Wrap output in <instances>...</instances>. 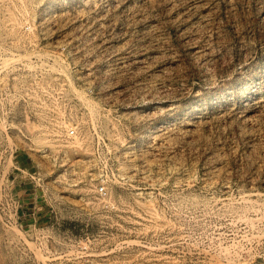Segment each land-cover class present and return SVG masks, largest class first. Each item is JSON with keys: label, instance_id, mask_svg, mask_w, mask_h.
Masks as SVG:
<instances>
[{"label": "rangeland", "instance_id": "374dc122", "mask_svg": "<svg viewBox=\"0 0 264 264\" xmlns=\"http://www.w3.org/2000/svg\"><path fill=\"white\" fill-rule=\"evenodd\" d=\"M26 25L77 136L0 183V264H264V0H0Z\"/></svg>", "mask_w": 264, "mask_h": 264}, {"label": "built area", "instance_id": "2783aa9c", "mask_svg": "<svg viewBox=\"0 0 264 264\" xmlns=\"http://www.w3.org/2000/svg\"><path fill=\"white\" fill-rule=\"evenodd\" d=\"M23 30L28 34L0 37V183L1 187L25 184L43 188L48 184L46 173L32 154L53 162L55 167H65L68 142L77 136V128L68 124L70 102L65 83L57 78L51 82L53 60L52 52L43 47L46 38L30 34L34 31L31 25ZM38 138L44 144H37ZM9 162L19 173L13 179L4 172ZM26 162L32 166H26ZM19 177L23 179L20 182ZM97 193L105 196L106 186L100 185ZM20 198L14 200V216L18 218Z\"/></svg>", "mask_w": 264, "mask_h": 264}]
</instances>
